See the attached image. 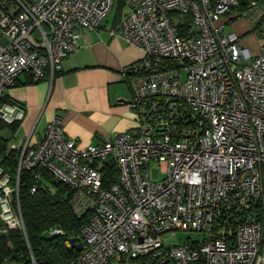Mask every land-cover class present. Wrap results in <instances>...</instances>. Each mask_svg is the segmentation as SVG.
<instances>
[{
    "label": "built area",
    "instance_id": "built-area-1",
    "mask_svg": "<svg viewBox=\"0 0 264 264\" xmlns=\"http://www.w3.org/2000/svg\"><path fill=\"white\" fill-rule=\"evenodd\" d=\"M118 3L108 33L143 52L121 70L136 128L80 148L55 115L36 143L11 139L16 181L0 168L1 224L22 225L19 175L41 166L72 190L74 213L89 214L67 264H264V45L251 55L222 34L243 17L264 37V0H0V97L23 73L54 77ZM22 114L0 102V119ZM178 230L190 234L168 244Z\"/></svg>",
    "mask_w": 264,
    "mask_h": 264
},
{
    "label": "crops",
    "instance_id": "crops-1",
    "mask_svg": "<svg viewBox=\"0 0 264 264\" xmlns=\"http://www.w3.org/2000/svg\"><path fill=\"white\" fill-rule=\"evenodd\" d=\"M108 28L105 21L98 30L82 31L54 77L32 82L25 74L18 76L6 92L23 109L11 139L18 144L26 138L29 144L36 143L55 115L63 117L65 136L75 139L80 148L111 141L116 132L136 128V115L128 104L130 90L121 70L143 52L120 36H110ZM7 133L4 136L9 137Z\"/></svg>",
    "mask_w": 264,
    "mask_h": 264
},
{
    "label": "trees",
    "instance_id": "trees-1",
    "mask_svg": "<svg viewBox=\"0 0 264 264\" xmlns=\"http://www.w3.org/2000/svg\"><path fill=\"white\" fill-rule=\"evenodd\" d=\"M119 10L118 3L114 8V20L118 18ZM23 74L34 82L30 74ZM0 102L13 103L6 94L0 97ZM19 121L6 122L0 119V168L9 176L11 185H15L16 181L17 159L10 140ZM4 129L8 130L9 137L3 135ZM117 174L111 167L107 175L110 181H114ZM34 185L37 186L36 190L31 193ZM71 196L72 190L44 167L22 170L18 182L22 225L8 227L0 222V260L9 258L16 264H31L32 259L36 264H67L77 256L78 252L69 245L68 240L78 239L89 214L74 213L70 204ZM52 230H60V233L53 234Z\"/></svg>",
    "mask_w": 264,
    "mask_h": 264
},
{
    "label": "rangeland",
    "instance_id": "rangeland-1",
    "mask_svg": "<svg viewBox=\"0 0 264 264\" xmlns=\"http://www.w3.org/2000/svg\"><path fill=\"white\" fill-rule=\"evenodd\" d=\"M114 14V10L111 13L109 20L112 19ZM234 15H230V17H233ZM228 17H225V19H222L219 21V23H224L227 21ZM110 23V22H109ZM229 32H234L239 38L245 47H247L248 51L251 55H255L259 52L261 46L264 45V37L260 35L259 29L253 30L251 28V24L243 17H238L232 19L229 23L225 24L224 30L222 31V34H227ZM2 43H5V39L1 41ZM128 86V85H127ZM10 89V88H9ZM133 113L135 114V111L133 108H131ZM137 123V122H136ZM7 129H4L2 132L3 135L8 134ZM13 142L17 143L15 140L12 139ZM152 175L154 179H161L162 173L159 170V166L152 168ZM190 232H184V231H176L175 234H165L163 237H165V240L168 244H173L175 242H179L184 239L187 235H189Z\"/></svg>",
    "mask_w": 264,
    "mask_h": 264
},
{
    "label": "water",
    "instance_id": "water-1",
    "mask_svg": "<svg viewBox=\"0 0 264 264\" xmlns=\"http://www.w3.org/2000/svg\"><path fill=\"white\" fill-rule=\"evenodd\" d=\"M68 243L71 247H73L77 252L82 249V243L76 241L74 238H69Z\"/></svg>",
    "mask_w": 264,
    "mask_h": 264
}]
</instances>
